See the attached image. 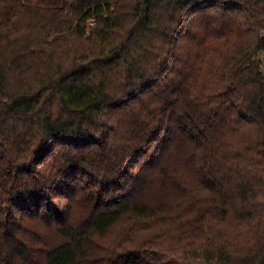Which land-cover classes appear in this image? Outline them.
Here are the masks:
<instances>
[{
	"label": "trees",
	"instance_id": "16d2710c",
	"mask_svg": "<svg viewBox=\"0 0 264 264\" xmlns=\"http://www.w3.org/2000/svg\"><path fill=\"white\" fill-rule=\"evenodd\" d=\"M0 264H264V0H0Z\"/></svg>",
	"mask_w": 264,
	"mask_h": 264
}]
</instances>
